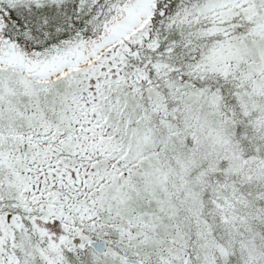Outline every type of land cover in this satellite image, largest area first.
<instances>
[{"label": "snow or ice", "instance_id": "obj_1", "mask_svg": "<svg viewBox=\"0 0 264 264\" xmlns=\"http://www.w3.org/2000/svg\"><path fill=\"white\" fill-rule=\"evenodd\" d=\"M0 264H264V0H0Z\"/></svg>", "mask_w": 264, "mask_h": 264}]
</instances>
